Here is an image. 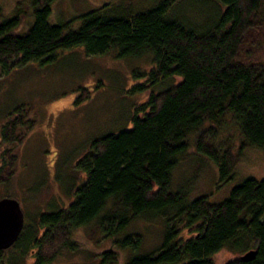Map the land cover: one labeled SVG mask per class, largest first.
I'll return each instance as SVG.
<instances>
[{"label": "trees", "instance_id": "16d2710c", "mask_svg": "<svg viewBox=\"0 0 264 264\" xmlns=\"http://www.w3.org/2000/svg\"><path fill=\"white\" fill-rule=\"evenodd\" d=\"M57 1L28 0L30 12L19 4L10 18L0 9L2 75L47 67L72 51L82 50L86 59L113 53L137 62L125 94L142 101L128 111L127 126L94 138L77 164L83 176L75 177L72 201L29 218L13 246L0 251V264H57L64 253L81 251L82 230L112 243L97 264H119L120 253H126L123 264H217L222 252L235 256L224 264H264V179H245L220 203L191 197L187 182L173 183L181 161L197 159L194 154L217 166L221 187L235 179L248 147L264 151V0H194L212 6L202 24L201 11L179 8L182 0H155L142 10L109 0L52 21ZM77 93L75 106L89 97L84 88ZM227 116L241 139L236 149L217 143ZM29 117L20 105L0 130L6 159L0 160V200L21 204L14 183L24 129L34 126ZM139 221L147 232L159 225V241L148 252L142 234L128 232ZM251 251L254 259L242 261Z\"/></svg>", "mask_w": 264, "mask_h": 264}, {"label": "rangeland", "instance_id": "374dc122", "mask_svg": "<svg viewBox=\"0 0 264 264\" xmlns=\"http://www.w3.org/2000/svg\"><path fill=\"white\" fill-rule=\"evenodd\" d=\"M106 1L109 0H59L52 8L51 19L67 20L72 14L78 15ZM119 2H132L137 10H142L155 0H116L113 3ZM194 2L182 0L179 8L183 7L186 11L193 8L197 13L201 11L202 16L197 18V23L202 24L200 19L205 20L212 6H201ZM19 4L30 12L28 0H0L2 16H14V9ZM26 20L29 23L30 16ZM262 45L260 58L264 59V41ZM135 66L137 62L116 59L113 53L86 59L83 51L79 50L62 54L47 67L28 65L7 76L0 71V130L7 122V114L20 105L29 111V118L34 124L31 129H24L27 137L18 150L14 183L26 224L29 218L50 213L72 201L75 177L80 180L83 176L77 164L89 152L94 138L128 125V111L142 101V96L129 98L128 93L125 94L133 84L131 71ZM141 66L148 68L146 63ZM99 86L101 88L97 89ZM80 88L89 91V97L75 106ZM193 140L194 137L190 146H193ZM227 141L233 149L241 142L229 116L225 118L224 129L217 143L223 146ZM189 152L194 154V148L191 147ZM2 154L0 146V160L5 161ZM194 157L197 159L182 160L173 174L175 187L188 183L191 197L208 196L211 203H220L245 179H264V151L259 148L248 147L245 150L237 161L235 179L221 187L217 166L202 154H194ZM2 192L4 190L0 187ZM146 226L139 221L128 232L142 234V251L148 252L159 241V225H150L148 232L144 230ZM77 240L81 251L64 253L57 264H97L96 256L112 245L111 242H101V235L94 230L80 231ZM6 255L9 257L11 250ZM234 257L230 252H222L216 256V263L224 264ZM125 260L126 253H120L119 264Z\"/></svg>", "mask_w": 264, "mask_h": 264}, {"label": "water", "instance_id": "95a60500", "mask_svg": "<svg viewBox=\"0 0 264 264\" xmlns=\"http://www.w3.org/2000/svg\"><path fill=\"white\" fill-rule=\"evenodd\" d=\"M25 223V216L21 204L16 199L4 198L0 200V251H6L18 239ZM255 252L251 251L242 256V261L254 259Z\"/></svg>", "mask_w": 264, "mask_h": 264}, {"label": "flooded vegetation", "instance_id": "af4514ba", "mask_svg": "<svg viewBox=\"0 0 264 264\" xmlns=\"http://www.w3.org/2000/svg\"><path fill=\"white\" fill-rule=\"evenodd\" d=\"M31 259H32V258H31ZM33 262H34V261H32V260H29V264H33ZM27 263H28V262H27ZM27 263H26V264H27Z\"/></svg>", "mask_w": 264, "mask_h": 264}]
</instances>
